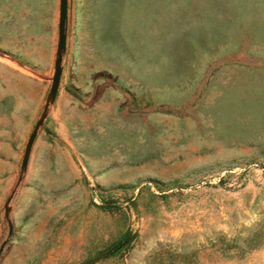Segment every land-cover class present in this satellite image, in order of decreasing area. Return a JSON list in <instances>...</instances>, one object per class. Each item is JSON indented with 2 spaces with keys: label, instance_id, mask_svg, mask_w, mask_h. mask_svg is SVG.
Instances as JSON below:
<instances>
[{
  "label": "rangeland",
  "instance_id": "obj_1",
  "mask_svg": "<svg viewBox=\"0 0 264 264\" xmlns=\"http://www.w3.org/2000/svg\"><path fill=\"white\" fill-rule=\"evenodd\" d=\"M65 34L20 176L42 107L11 168L0 106V264H264V0H69Z\"/></svg>",
  "mask_w": 264,
  "mask_h": 264
},
{
  "label": "crops",
  "instance_id": "obj_2",
  "mask_svg": "<svg viewBox=\"0 0 264 264\" xmlns=\"http://www.w3.org/2000/svg\"><path fill=\"white\" fill-rule=\"evenodd\" d=\"M57 18L58 0H0V67L6 73L0 78V106H5L1 109L12 132L4 141L11 168L50 84ZM59 87L58 82L57 90ZM69 101L62 97L51 105L46 126L50 124L58 132Z\"/></svg>",
  "mask_w": 264,
  "mask_h": 264
},
{
  "label": "water",
  "instance_id": "obj_3",
  "mask_svg": "<svg viewBox=\"0 0 264 264\" xmlns=\"http://www.w3.org/2000/svg\"><path fill=\"white\" fill-rule=\"evenodd\" d=\"M66 12H67V0H58L57 40H56V46H55V56L53 60V70L50 76V84L45 94L44 102H43L41 111L39 113V116L35 120L26 138L23 151H22V155H21V159H20V164H19V176L22 174L26 166L32 140L36 134L38 127L42 123L43 118L46 114L48 105L52 102L54 95L56 93V90H57L59 77L61 73V59H62V54L65 49ZM10 231H11V223L8 222V227H7V231L5 234V238L10 234ZM5 238L0 243V251L2 249Z\"/></svg>",
  "mask_w": 264,
  "mask_h": 264
},
{
  "label": "trees",
  "instance_id": "obj_4",
  "mask_svg": "<svg viewBox=\"0 0 264 264\" xmlns=\"http://www.w3.org/2000/svg\"><path fill=\"white\" fill-rule=\"evenodd\" d=\"M99 255H100V252H97L94 256H92V257H90L88 259H85L84 261H81L78 264H89L90 262H92L93 260H95L96 258H98Z\"/></svg>",
  "mask_w": 264,
  "mask_h": 264
}]
</instances>
